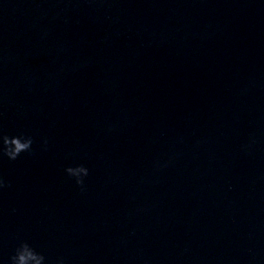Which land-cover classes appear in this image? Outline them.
I'll return each instance as SVG.
<instances>
[{
    "label": "water",
    "instance_id": "water-1",
    "mask_svg": "<svg viewBox=\"0 0 264 264\" xmlns=\"http://www.w3.org/2000/svg\"><path fill=\"white\" fill-rule=\"evenodd\" d=\"M0 131V264H264V0H0Z\"/></svg>",
    "mask_w": 264,
    "mask_h": 264
},
{
    "label": "clouds",
    "instance_id": "clouds-1",
    "mask_svg": "<svg viewBox=\"0 0 264 264\" xmlns=\"http://www.w3.org/2000/svg\"><path fill=\"white\" fill-rule=\"evenodd\" d=\"M34 138L31 135L21 133L19 135H8L0 131V158L6 157L10 161L17 160L21 154H32L34 151ZM44 147L47 140L43 141ZM65 174L84 191L86 188V178L89 176V169L84 164L69 165L64 168ZM5 187V181L0 177V189ZM10 264H46L43 254L37 252L26 242H21L10 257ZM59 264H63L60 261Z\"/></svg>",
    "mask_w": 264,
    "mask_h": 264
}]
</instances>
